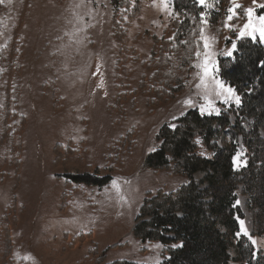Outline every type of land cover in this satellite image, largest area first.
Masks as SVG:
<instances>
[{
	"label": "rangeland",
	"instance_id": "rangeland-1",
	"mask_svg": "<svg viewBox=\"0 0 264 264\" xmlns=\"http://www.w3.org/2000/svg\"><path fill=\"white\" fill-rule=\"evenodd\" d=\"M197 1L202 51L194 70L182 93L151 110L150 54L155 37L174 36L173 0H138L135 17L124 10L127 24L117 38L111 0H0V264H161L165 246L137 239L135 219L146 193L174 190L187 179L143 161L159 146L162 126L188 110L203 106L204 114L227 116L228 127L216 124V141L235 149V170L246 166L242 137L231 128L239 95L220 78L218 61L233 57L241 38L264 43V0ZM206 60L212 71L201 83ZM217 81L234 96L219 94ZM57 145L64 148L59 160ZM199 152L212 156L204 147ZM98 171L112 177L103 188L65 177ZM91 188L97 196L88 201ZM242 188L237 203L245 236L256 242L253 264H264V233H256L257 209ZM83 232L92 236L72 244Z\"/></svg>",
	"mask_w": 264,
	"mask_h": 264
},
{
	"label": "trees",
	"instance_id": "trees-1",
	"mask_svg": "<svg viewBox=\"0 0 264 264\" xmlns=\"http://www.w3.org/2000/svg\"><path fill=\"white\" fill-rule=\"evenodd\" d=\"M133 1L111 0L116 38L123 36L121 22L127 24L124 10L132 9L129 19L138 14V0L132 8ZM173 8L178 20L172 40L154 38L149 62L153 70L151 110L174 100L185 90L202 51L203 8L197 0H173ZM215 22L212 18L211 26ZM218 68L222 81L240 97V104L232 110L235 122L231 128L242 137L247 163L241 170H235V149L216 141V124L228 127L227 116H210L191 109L173 125L162 126L157 135L159 146L145 155L144 166L156 172L170 171L187 182L171 191L160 189L146 193L132 231L142 243L160 242L165 246L166 258L161 264H232L242 260L253 264L254 246L248 237L238 235L239 221L244 219L237 203L240 186L249 196V204L257 209L256 233H264V137L261 135L264 131V43L241 38L234 56L221 57ZM201 147L212 152V156L202 155ZM59 148L64 149L56 146L58 160ZM15 157L18 159L19 154ZM200 171L207 174L198 181L196 174ZM96 175L76 172L66 173L65 177L72 183L99 188L112 180L109 175L99 178V171ZM91 236L89 232L80 233L72 244L83 243ZM260 261L257 259L258 264ZM108 264L140 263L116 260Z\"/></svg>",
	"mask_w": 264,
	"mask_h": 264
},
{
	"label": "snow or ice",
	"instance_id": "snow-or-ice-1",
	"mask_svg": "<svg viewBox=\"0 0 264 264\" xmlns=\"http://www.w3.org/2000/svg\"><path fill=\"white\" fill-rule=\"evenodd\" d=\"M200 2H201V3H204V0H200ZM229 11L231 12L232 9H229ZM252 11H253V10H252L251 8L248 9V13H249V14H251ZM229 19H231V16L229 17ZM262 19H264V18H262ZM248 27H250V25H245V28H248ZM245 34L251 35L252 33H244V32L241 33V35H245ZM260 34H261L262 37H264V27H261V29H260ZM207 46H208V45H207V43L205 42L204 47L207 48ZM235 48H236V45H233V50H235ZM228 54L231 55L232 53L229 52ZM198 55H199V54H198ZM202 67H203V77L201 78V83H204V77H208V76L211 74L212 69L209 68V64H208L207 60H206L205 63L202 65ZM216 83H217L218 87H219L220 90H221L219 94L223 95V94L226 92L229 96H234L233 89H231V88H224L223 83L220 82V81H217ZM234 98H235V102H236L237 104H239V103H240V98H239V96H235ZM204 111H205V109H204L203 106H202V107H201V112L203 113ZM217 114H219L218 111H217ZM238 155H239V154H238ZM239 223H240V226H241V232L238 233V235H239V234L248 235L247 228L245 227V222H244L243 220H240ZM249 238H251V237L249 236ZM252 243L255 244V243H256L255 240H252Z\"/></svg>",
	"mask_w": 264,
	"mask_h": 264
},
{
	"label": "crops",
	"instance_id": "crops-1",
	"mask_svg": "<svg viewBox=\"0 0 264 264\" xmlns=\"http://www.w3.org/2000/svg\"><path fill=\"white\" fill-rule=\"evenodd\" d=\"M139 81H140V79H139ZM89 191H90L89 193H85L87 195V200L88 201H89V198H95L97 196V194H96V192H97L96 188H91V189H89Z\"/></svg>",
	"mask_w": 264,
	"mask_h": 264
}]
</instances>
